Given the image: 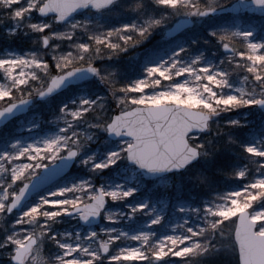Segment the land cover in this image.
Listing matches in <instances>:
<instances>
[{"label": "snow or ice", "instance_id": "1", "mask_svg": "<svg viewBox=\"0 0 264 264\" xmlns=\"http://www.w3.org/2000/svg\"><path fill=\"white\" fill-rule=\"evenodd\" d=\"M0 48V264H264V0H0Z\"/></svg>", "mask_w": 264, "mask_h": 264}, {"label": "rangeland", "instance_id": "2", "mask_svg": "<svg viewBox=\"0 0 264 264\" xmlns=\"http://www.w3.org/2000/svg\"><path fill=\"white\" fill-rule=\"evenodd\" d=\"M195 31H199L202 33L201 29L197 27L193 29L190 34H186L184 36V39L187 40L188 35H192L193 32ZM171 44H172V41L166 39L163 32H156L153 34L152 37L149 38L148 41L144 42V44H142L138 49L130 50L129 55H131L132 51H136L142 60L145 49H152L153 47L158 46L159 48L164 49L165 51H169ZM3 50L4 48H0V51H3ZM7 50H17L18 51L20 50V46L18 43L14 42L8 46ZM209 59H213L215 62L214 57H209ZM72 98H73L72 94L65 91L57 95L51 103L53 106L55 105L57 100H62L64 103H67ZM41 114H43V116L45 117L44 120H40ZM48 117H49V111L47 109V106L45 102L40 101V102L35 103V105L31 108V111L29 114L13 120L12 122L9 123V125L14 130L15 138L21 139L22 141L31 142V141L46 138L54 134L57 131L54 124L47 122ZM32 122H35L36 124L35 127L32 126ZM242 139L244 141H248L249 139H251V137L247 135H243ZM0 150H3V145H0ZM87 174H88V169L85 166L79 164V162H76L70 174L65 179L58 181L54 186L74 182L75 180H78L81 178H87ZM106 179H108L109 182H112L116 178L113 173L108 172ZM129 179H131V176H129ZM116 182H121V181L117 180ZM146 195H147V192L145 190H142L138 194H134V197L130 199L140 200ZM38 197L39 196L35 197L32 203H34L38 199ZM110 204L112 208H121V209L124 208V204L122 202H115V203L110 202ZM140 219H143V218L139 217L137 218V220H134V221L126 220L120 226L126 229L129 227H134ZM103 223H107V221H103ZM74 224H75L74 220L67 219L65 222L61 223L59 227L61 230L65 228H69L70 230L71 226ZM99 226L100 224L95 227L98 228Z\"/></svg>", "mask_w": 264, "mask_h": 264}, {"label": "water", "instance_id": "3", "mask_svg": "<svg viewBox=\"0 0 264 264\" xmlns=\"http://www.w3.org/2000/svg\"><path fill=\"white\" fill-rule=\"evenodd\" d=\"M36 101H42L40 98H36L32 101V103L28 106V108L23 111V112H16L12 115H9L7 117V119L5 120V123L8 124L10 123L12 120L24 115V114H27L29 111H30V108L34 105V103ZM76 163V162H75ZM75 163L73 165H70L67 169L61 171V172H58L56 175L48 178V179H44L41 181V183L30 193L28 194L26 200L23 202L25 206H30L31 202H32V198L33 197H36L40 194L43 193V191L47 188H50L52 187L56 182H58L59 180H62L64 178H66L70 172V170L73 168V166L75 165ZM101 222L98 220L97 224L96 225H99ZM95 225V226H96Z\"/></svg>", "mask_w": 264, "mask_h": 264}, {"label": "trees", "instance_id": "4", "mask_svg": "<svg viewBox=\"0 0 264 264\" xmlns=\"http://www.w3.org/2000/svg\"><path fill=\"white\" fill-rule=\"evenodd\" d=\"M202 33L201 32H199V31H195V32H193V34L192 35H201ZM201 47H203V45L201 46ZM243 137V136H242ZM241 137V138H242Z\"/></svg>", "mask_w": 264, "mask_h": 264}]
</instances>
